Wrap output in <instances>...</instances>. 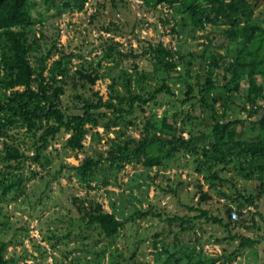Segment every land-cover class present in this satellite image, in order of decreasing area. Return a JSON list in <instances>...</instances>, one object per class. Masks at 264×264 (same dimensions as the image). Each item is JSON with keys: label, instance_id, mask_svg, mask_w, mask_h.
<instances>
[{"label": "rangeland", "instance_id": "374dc122", "mask_svg": "<svg viewBox=\"0 0 264 264\" xmlns=\"http://www.w3.org/2000/svg\"><path fill=\"white\" fill-rule=\"evenodd\" d=\"M216 4L224 10L249 7L248 25L264 30V0H202L194 12L185 4L152 8L139 0H88L81 10L54 12L44 0H33V13L43 21L24 34L33 48L31 66L43 70L30 88L37 92L42 84L66 118L98 102L127 110L119 97L144 100L163 84L171 94L137 101L120 116L112 108L92 110L95 122L84 124L80 149L67 145L71 130L45 135L55 123L44 119H36L30 131L9 127L0 135V175L20 174L24 184L0 201V242L8 264H264V165L244 153L249 143L264 141V45L240 54L229 33L244 22L231 27L216 17ZM151 47L163 51L157 59L174 62L176 71L156 68ZM8 78L3 69L0 81ZM251 81L254 105L263 107L249 118ZM24 90L0 85L2 120L5 106ZM31 106L39 112L47 103ZM227 121H238L240 134L225 138L216 154L211 131ZM172 137L196 141V152L181 150L159 166H144L149 158L164 157ZM144 140L149 146L138 160L111 162ZM8 147L25 159L4 160ZM217 155L223 163L212 160ZM86 158L99 159L105 172L97 167L92 179L81 178L75 168ZM90 202L121 222L112 238L79 212ZM227 209L238 214L227 229L197 218L203 210L225 223ZM253 213L258 230L251 227ZM246 237L260 244L240 246Z\"/></svg>", "mask_w": 264, "mask_h": 264}, {"label": "trees", "instance_id": "16d2710c", "mask_svg": "<svg viewBox=\"0 0 264 264\" xmlns=\"http://www.w3.org/2000/svg\"><path fill=\"white\" fill-rule=\"evenodd\" d=\"M88 0H44V5L52 11L59 12L64 9H69L75 7L77 10H81L84 6V3ZM144 3H149L152 8H156L159 5H165L167 7H172L175 4H185L189 11L194 12L197 7V2L202 0H139ZM33 0H0V36L3 38L0 42V72L5 69L7 70L8 80L0 81V85H4L5 88H12L17 86L24 87V91L20 94H17L10 102L5 106L3 112L5 119L2 120L0 117V135L6 133L9 127L25 129L26 131L32 130L35 126L36 119H44L49 122H54L55 125H52L51 128H46L44 134L54 135L59 131L60 128H65L72 131L70 139L67 141V145L72 148L80 149L82 147L81 140L84 138L85 130L83 128L84 124L87 121L95 122V119L91 116L92 110H99L102 107L112 108L115 114L118 116L124 114H129L137 101H141L145 104L151 102L158 94H171V91L168 86L160 85L155 88L147 99L142 100L140 96H128L126 99L119 97V102L124 103L128 102V109L124 110L123 108H115L111 103H102L98 102L97 104H86L83 106V113L81 116H73L66 118L64 113L52 103L47 95L45 87L40 84L38 91L34 92L31 90V82L33 76L37 75L42 77L41 67L39 70L34 69L30 62L28 55L33 51V48L27 45V40L24 32L32 29L35 24H42V19L35 17L32 9ZM216 10V17H221L225 19L231 27L238 26L239 23L244 22L242 28L239 30H234L229 33V40L234 41L239 46L238 52L248 53L250 48L259 49L264 45V37L261 34H264L263 29L253 27L248 25V19L252 15V11L249 7H239L237 5L232 6L230 10L221 9L217 4L213 7ZM206 16V15H205ZM208 17V16H207ZM210 20V17L208 18ZM21 28V30H15V27ZM152 51L155 52L156 56H153L154 63L156 68L163 69L167 72L176 71V64L171 61H160L158 58L163 51L160 49L152 48ZM251 54V53H248ZM219 56L215 55L212 57V63L216 64L218 62ZM43 62V57L40 58ZM239 59L236 60L233 64L237 65ZM38 72V73H37ZM228 88V86H226ZM229 89V88H228ZM256 94V88L253 86L252 81L249 84L248 94L246 100L251 105V109L248 113V117L252 118L256 115L261 109L257 105H254V97ZM189 99L183 100V104L187 103ZM47 103L43 109H40L37 112L36 107L32 108V104L36 103V106L41 103ZM212 112L214 111L213 105L209 104ZM4 105L0 103V109L2 110ZM264 109V108H263ZM238 121H227L225 123L217 122L212 128L210 138L213 141H210L212 152L218 154L219 147L224 141L225 138L234 136L235 134H240L236 129ZM260 127L264 130V115L260 116L259 119ZM43 134V135H44ZM171 144L166 149L164 157H154L149 158L144 161V166L153 167L159 166L162 162L168 159H172L179 151H186L190 153H195L197 149V142L192 139H184L182 137H172ZM260 142V143H259ZM166 145V144H165ZM149 146L148 141L140 142L134 149L133 153L122 152L120 155H115L111 158V162L121 166L123 161L126 163H131L133 160H138L139 157L145 153L147 147ZM208 148V147H206ZM244 153L250 157H256L263 160L264 165V141L258 139L254 143H249L247 147L244 148ZM210 153L204 152L202 156H208ZM214 156L212 160L220 161L223 163L224 157ZM24 153L20 152L15 147H8L3 151L4 160L10 161H23L25 159ZM99 160V159H98ZM92 158H86L83 163L76 167V171L79 173L81 178L84 180H90L96 172V168L99 167L100 172H105L104 169H101L99 166V161ZM110 166H108L107 171ZM120 168V167H117ZM264 170V166L260 168ZM1 172V171H0ZM0 175V201L6 200V196L9 193L16 194L17 191L21 189L23 184L22 175H11L7 176L8 173L2 172ZM106 184V182L104 181ZM264 187V186H263ZM17 195V194H16ZM204 197V196H203ZM251 199H249V202ZM79 212H81L86 219V222L90 225H95L99 227L106 238H112L120 229L121 222L115 219L112 214L107 213L99 203L90 202L87 207H78ZM192 210V208H188ZM230 210H226L227 222L223 223L222 218L217 217H206V212L201 210L199 217L205 218L212 223H217L225 227L226 229L231 227L232 220L230 219ZM238 216V214H237ZM256 215L253 213L251 218V227L260 228L255 220ZM174 220V219H172ZM264 240V238H263ZM256 244H260V241L257 239L251 238H241L239 245L240 246H250L253 247ZM256 251L255 248H252ZM6 250V245L0 242V264H8L4 259V252Z\"/></svg>", "mask_w": 264, "mask_h": 264}, {"label": "built area", "instance_id": "2783aa9c", "mask_svg": "<svg viewBox=\"0 0 264 264\" xmlns=\"http://www.w3.org/2000/svg\"><path fill=\"white\" fill-rule=\"evenodd\" d=\"M230 217L234 220L237 218V213L236 212H232Z\"/></svg>", "mask_w": 264, "mask_h": 264}]
</instances>
